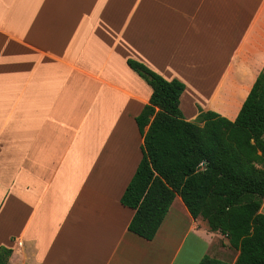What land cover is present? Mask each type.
<instances>
[{"label": "crops", "instance_id": "crops-1", "mask_svg": "<svg viewBox=\"0 0 264 264\" xmlns=\"http://www.w3.org/2000/svg\"><path fill=\"white\" fill-rule=\"evenodd\" d=\"M128 58L184 83L186 120L209 110L233 120L264 64V0H0L5 264L210 255L218 232L178 195L151 240L128 230L134 210L120 197L141 159L135 117L151 95Z\"/></svg>", "mask_w": 264, "mask_h": 264}, {"label": "trees", "instance_id": "trees-1", "mask_svg": "<svg viewBox=\"0 0 264 264\" xmlns=\"http://www.w3.org/2000/svg\"><path fill=\"white\" fill-rule=\"evenodd\" d=\"M127 64L151 88L135 117L141 159L120 197L134 210L128 230L151 240L178 195L193 219L238 251L233 263L205 254L198 264H264V64L235 119L209 110L195 121L179 107L182 81ZM10 254L0 247V264Z\"/></svg>", "mask_w": 264, "mask_h": 264}, {"label": "rangeland", "instance_id": "rangeland-1", "mask_svg": "<svg viewBox=\"0 0 264 264\" xmlns=\"http://www.w3.org/2000/svg\"><path fill=\"white\" fill-rule=\"evenodd\" d=\"M261 211L264 213V199ZM216 238L217 241L214 242L210 248V255L216 258H222L229 263H233L236 250L229 245L228 239L225 236L217 233Z\"/></svg>", "mask_w": 264, "mask_h": 264}]
</instances>
